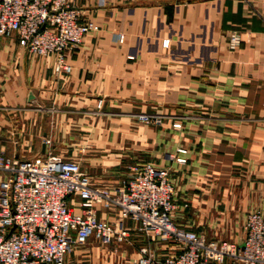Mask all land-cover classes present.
I'll return each instance as SVG.
<instances>
[{
  "label": "crops",
  "instance_id": "crops-1",
  "mask_svg": "<svg viewBox=\"0 0 264 264\" xmlns=\"http://www.w3.org/2000/svg\"><path fill=\"white\" fill-rule=\"evenodd\" d=\"M74 6L92 26L64 52L69 71L0 36V152L74 158L93 184L111 190L128 165L150 161L168 170L179 225L203 230V214H220L216 236L207 237L240 242L245 213L264 212V0ZM231 31L239 35L234 48ZM137 113L162 121L144 123ZM105 210L96 205L112 220ZM129 234L156 255L167 252L133 225ZM86 242L69 264H87Z\"/></svg>",
  "mask_w": 264,
  "mask_h": 264
},
{
  "label": "built area",
  "instance_id": "built-area-1",
  "mask_svg": "<svg viewBox=\"0 0 264 264\" xmlns=\"http://www.w3.org/2000/svg\"><path fill=\"white\" fill-rule=\"evenodd\" d=\"M91 26L79 17L74 0H0V36L14 38L32 56L52 55L55 70L69 71L64 52L78 46ZM116 39H122L120 32ZM238 43V33L231 31L228 47ZM135 117L148 124L162 121L151 113ZM127 170L111 190L93 184L74 158L0 152V264H69L74 246L89 239L114 248L129 242L130 225L179 246L156 255L141 243L134 264H264V212H246L240 242L205 240L174 222V189L165 168L143 161ZM97 204L112 211V220L96 214Z\"/></svg>",
  "mask_w": 264,
  "mask_h": 264
},
{
  "label": "rangeland",
  "instance_id": "rangeland-1",
  "mask_svg": "<svg viewBox=\"0 0 264 264\" xmlns=\"http://www.w3.org/2000/svg\"><path fill=\"white\" fill-rule=\"evenodd\" d=\"M167 176H168V170H167ZM121 178H123V177H121ZM106 209L107 210H105V212L112 214V211H109L110 209H108V208H106ZM175 209H176V207L174 206L172 218H173L174 222L176 224H178L177 223V216L178 215L175 212ZM219 215L220 214H215V213L203 214V218H205L206 221H208L211 218V223L209 225L208 224L209 222L204 221L206 223L203 222V224H202L203 230H198L196 232L200 233L204 237L205 240H217V239H212V238H208V237H209L210 232H211V234L213 233V236H216L214 234V232L217 231V225H216L215 221L218 220ZM145 236H147V235H145ZM147 237L150 239L156 238L158 240V244H160L162 246V248H166V250H164V251H167L166 253H170L171 251H176L179 249L178 245L175 244L173 246L171 242H168L167 240H165L159 236H147ZM128 239H129V242H125L116 248H113L112 246H109V245L100 244L94 239L88 240V242H86V244H85L88 247V250L85 252L87 254L86 258L89 260V261H86L87 264H134L135 257H133V255L130 257L129 251L130 252L136 251L135 249H137V246L139 243L137 244V239L135 237L131 236L130 234H129ZM91 246H93V248H94L93 253H91V251H90ZM127 247H128L129 251L124 250ZM161 254H165V253H159V255H161Z\"/></svg>",
  "mask_w": 264,
  "mask_h": 264
}]
</instances>
